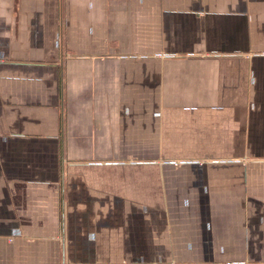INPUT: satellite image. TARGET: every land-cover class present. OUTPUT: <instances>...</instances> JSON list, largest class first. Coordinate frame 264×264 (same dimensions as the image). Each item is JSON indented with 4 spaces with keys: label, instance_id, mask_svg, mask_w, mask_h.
Returning <instances> with one entry per match:
<instances>
[{
    "label": "crops",
    "instance_id": "1",
    "mask_svg": "<svg viewBox=\"0 0 264 264\" xmlns=\"http://www.w3.org/2000/svg\"><path fill=\"white\" fill-rule=\"evenodd\" d=\"M0 264H264V0H0Z\"/></svg>",
    "mask_w": 264,
    "mask_h": 264
}]
</instances>
